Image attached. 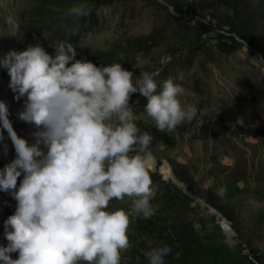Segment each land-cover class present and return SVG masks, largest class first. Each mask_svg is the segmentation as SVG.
<instances>
[{
    "label": "rangeland",
    "instance_id": "374dc122",
    "mask_svg": "<svg viewBox=\"0 0 264 264\" xmlns=\"http://www.w3.org/2000/svg\"><path fill=\"white\" fill-rule=\"evenodd\" d=\"M36 6L37 0H0V58L37 42L54 54L51 45L68 40L76 59L87 51L112 50L118 55L113 62L133 78L142 71L158 83L171 78L180 84L181 101L194 104L197 114L170 132L155 128L143 113L144 96L137 92L129 99L138 126L153 136L148 161L149 174L157 175L151 181L152 218L187 222L201 234L216 223L234 252L233 264H264V258H256L264 255V131H258L264 130V0H239L240 17L250 20L252 29L247 38L217 24L216 16L226 11L222 0H116L94 7L78 27L57 18L25 32L22 25ZM142 36L152 38L151 45L126 56L128 43ZM8 81L0 67V99L17 134L31 140L34 129L18 119L23 98L13 99ZM0 137V150L15 155L2 128ZM131 199L109 202L110 208L130 214L129 246L121 251L120 264H141L137 250L146 244L137 231L143 217L131 213ZM15 203L0 192V244H7L3 221ZM174 261L166 257L168 264Z\"/></svg>",
    "mask_w": 264,
    "mask_h": 264
},
{
    "label": "clouds",
    "instance_id": "9594fccd",
    "mask_svg": "<svg viewBox=\"0 0 264 264\" xmlns=\"http://www.w3.org/2000/svg\"><path fill=\"white\" fill-rule=\"evenodd\" d=\"M65 14L79 19L90 9L74 4ZM51 47L54 54L37 42L0 58L13 99L23 98L18 119L34 129L31 140L18 135L0 99V128L15 151L0 167V192L16 202L3 221L0 264H120L130 214L109 202L127 196L132 214L154 215L153 136L138 126L130 96L146 98L143 113L162 132L191 122L197 107L181 101L184 89L171 78L158 83L147 72L133 78L120 62L76 59L68 41ZM171 252L148 240L143 255L147 264H166Z\"/></svg>",
    "mask_w": 264,
    "mask_h": 264
},
{
    "label": "trees",
    "instance_id": "16d2710c",
    "mask_svg": "<svg viewBox=\"0 0 264 264\" xmlns=\"http://www.w3.org/2000/svg\"><path fill=\"white\" fill-rule=\"evenodd\" d=\"M116 0H37V6L28 23L22 25L25 32L47 27L58 18V21L78 27L84 23L85 17L74 18L67 16L66 10L74 4H84L90 9ZM239 0H222V5L226 11L216 16V22L220 27L228 26V32L234 33L240 37H246L252 31L250 20L240 17L238 9ZM88 16V15H87ZM246 33V34H245ZM247 38V37H246ZM67 40V39H66ZM68 41V40H67ZM152 38L142 36L132 39L126 48V56L130 54L135 57L140 51L150 46ZM69 42V41H68ZM71 43H73L71 41ZM80 59H87L97 66L109 64L118 59L116 51L112 50H94L79 54ZM263 132L264 130H258ZM15 155H5L0 150V165H4L14 158ZM151 181L156 180V174H149ZM188 191H193L189 186ZM137 231L145 238L142 243L153 240L161 244H167L172 252L169 259L175 260L172 264H233L234 252L229 248L221 238L220 226L216 223L212 225L210 231L204 234L199 233L193 225L187 222L165 223L156 219L140 218L137 221ZM218 234H220L218 236ZM146 244L137 250L138 262L147 264L143 255ZM257 259L264 258L256 256ZM166 264H168L166 262ZM171 264V263H169Z\"/></svg>",
    "mask_w": 264,
    "mask_h": 264
}]
</instances>
